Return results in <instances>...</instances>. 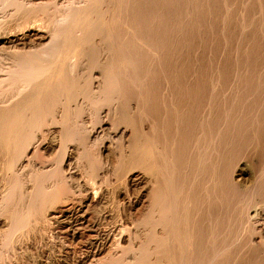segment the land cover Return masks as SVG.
Masks as SVG:
<instances>
[{
    "label": "bare ground",
    "instance_id": "obj_1",
    "mask_svg": "<svg viewBox=\"0 0 264 264\" xmlns=\"http://www.w3.org/2000/svg\"><path fill=\"white\" fill-rule=\"evenodd\" d=\"M117 1L0 0V253L12 242L23 243L29 240H38L40 244L48 246L47 241L51 239H48L47 233L52 235L51 233L55 232L64 235L68 243V251H63V245L62 249L56 248L61 254L49 256L52 257V264H67L69 254H73L71 252L75 249L79 250V255L74 262L72 261V264H91L104 257L112 261L121 256L124 257L123 264H135L141 259H151L152 262L149 264H245L246 260L244 262L243 257L241 258L243 261L235 259L237 253H242V248L239 247L244 240L241 239V244L238 241L240 244H237L238 250L237 246L233 249L234 252L235 250L238 252L233 253L234 259L233 256L231 257L233 254L230 250L234 247V239L244 238V231L240 229L242 233L237 234L236 232L238 236L234 238L233 227L236 222H233L235 210L232 208V203L236 198L232 201L231 194L233 193H230V190L234 186L241 189L246 182L250 181L246 180L247 168L250 170V164L240 165L243 161L238 162L242 158L239 156V159L236 158L239 165H235V168L232 166L234 169L231 171L226 167L225 169L229 172L225 174L223 172V176H220L222 172L221 174L218 172L220 176L218 179L214 161L217 162L220 157L218 156L214 160L213 151L216 140L219 142L216 136L220 132L216 133L219 127L215 132L212 118L209 119L212 115L209 117L206 115L213 111H210L211 108L205 114V118L207 116L211 121L207 122L210 123L209 127L203 125L208 128L207 130L195 129L185 139H181L183 140V142L180 141L182 144L172 145L174 147L181 146L180 151H176L178 149L175 147L177 152L175 158L179 163H177L179 170L177 167L173 168L179 171L178 182L175 180L177 179L176 175L174 177V174L170 175V172L174 173L170 167L174 159L172 160L165 153L171 152L173 147H170L172 148L170 151H168L169 147H167L168 150L164 147L161 148L160 157L158 156V159L154 157V152L161 147L154 143V138H157L156 134L160 133L159 130L161 131L162 126L156 124L155 131L157 130L158 133L156 132L155 136L153 134V140L152 132L148 130L152 128L154 131L155 121L149 123L146 122L147 120L143 121L144 118L142 121L138 119L143 115L142 111L145 113L146 110L145 106H141L147 97H145L144 91L146 94H151L152 90H157L156 93H160L161 85L158 86L160 82L154 83L157 85H151L147 81L142 83V80L139 82L136 78L131 82L135 76L134 71L131 77L127 76V81H131L123 83L124 80L120 77L122 66L128 65L130 68L132 67L130 65H133L135 67L134 64L137 66L139 60L135 57L136 51L133 52L137 37L130 36V40L128 37L125 40L124 35L120 34L121 26L117 29V25H121V23L117 24V18L120 15L118 13L120 4ZM139 5L141 6V4ZM134 8L133 10H135ZM144 10H147V6L142 10L143 13ZM138 12L139 10L136 13ZM147 15L148 13L145 16ZM149 18L151 19V17ZM130 22L133 23V21ZM142 22L140 23L142 27L139 26V28L143 31L145 28L142 29L144 27ZM146 22L150 23V20ZM145 31L147 32L146 29ZM141 37L139 39L143 38ZM148 37L149 35L144 39L148 41ZM139 39H137L138 42L141 41ZM144 39L143 43L145 44ZM150 42L152 41L150 40ZM148 43L146 45L150 46L151 44L148 45ZM134 47L136 50V46ZM129 52L131 56L132 52L134 53L136 61L133 57L134 60H131ZM132 61L138 62L133 63ZM203 83L202 85L197 84L203 86ZM169 84H167L168 87ZM176 84L178 85V83ZM186 84L180 85H183L186 91L190 88L189 90L193 92L194 96L197 94L196 89L201 87H198L197 84V86L195 84L192 86L191 83H189L191 86H185ZM210 86L209 88H212L214 84L210 83ZM178 87L179 85L174 90L173 86L174 91L170 88L167 92L163 91L166 93L170 91L168 93L170 94L171 91H179ZM205 87L208 88V86ZM181 88L179 87V89ZM207 88L204 91L209 95L204 96L205 99L211 94L206 92ZM208 91L213 90L209 89ZM192 92L191 94L190 92L185 93V96L190 94L192 97ZM180 93L176 95L173 93L174 97L181 95L184 98L182 91ZM216 93L219 94L217 98L222 95L220 94L222 91ZM156 95L155 98H152L153 94L150 96L152 101L156 100ZM199 97L201 99V96ZM204 97L202 96L203 99ZM222 97L224 96L222 95ZM190 98L185 101L189 100L192 105L188 104L187 106H195L193 105L195 100L197 103L199 102L198 105L202 106L200 101L203 99L197 100L198 98L192 97L193 101ZM210 98L212 97L210 96L208 99L211 100ZM168 99L172 101L171 97ZM168 99H166L167 101L160 99L159 101L163 100L164 102L163 104L160 102L162 105L156 104L160 105V108L161 106L165 107L169 103ZM147 100L149 99L147 98ZM177 100L176 103L173 102L179 103L177 109L186 105L183 103L181 104L183 106H180L181 102ZM214 100L213 102L211 100L212 104L216 102V99ZM153 102L155 104V101ZM208 102L211 104L210 101ZM208 102L206 108L209 105ZM173 103L169 104V108ZM197 103L193 114L196 112ZM154 104L151 107H154ZM142 105H147V103ZM149 106L147 107L148 111L146 110L148 115L149 110L152 109ZM215 106L214 103L213 107L215 108ZM174 107L172 109H175ZM189 107L187 108L189 109ZM160 108L152 110L157 111L158 115L150 114V116H155L156 122H159L158 116H161V113H158V110L161 111ZM190 108L192 109V107ZM203 109L205 107L201 109L205 113L206 110L203 111ZM182 110L180 113L184 112ZM168 111L165 110L162 115L164 116ZM190 111L189 113L192 114V110ZM213 112H217V110ZM176 113L175 115H177ZM180 113L178 114L181 115ZM198 113L200 115L201 112ZM198 113L197 116H199ZM193 114L184 115L185 117L189 115L192 118ZM148 115H144L145 119L148 118ZM168 115V117H175L169 113ZM182 115L181 120L184 117ZM197 116H193L195 117L193 119L205 120L202 118L204 116L202 113L200 115L202 117L198 118ZM213 116L214 119L216 114ZM150 118L148 121L151 120ZM178 118L177 115L176 120ZM216 118L218 119V116ZM216 118L215 123L220 122ZM164 119H166L165 116ZM208 119L206 118V120ZM189 120L190 123L192 119ZM196 121L194 122L196 123ZM223 121L224 123L221 120L222 123L218 124L221 126L226 124L225 120ZM172 122L166 124L172 125ZM183 122L179 124V119L175 123L179 127L184 126L186 132L187 118H183ZM152 123L153 127H151ZM195 123L192 125L191 122L192 127H195L197 124ZM166 124L163 122V126L169 128ZM147 126L151 128L147 129ZM170 127L178 129L175 125ZM167 128L162 129L166 130ZM171 128L168 131L171 132L172 137L174 132L171 131ZM180 128L182 131L183 128ZM192 129L190 128L191 131ZM225 129L227 130V128ZM149 132H151V136ZM170 132L169 134L166 132V139L170 136ZM228 132L231 133V130ZM162 133L159 136H162ZM163 134L165 138V131ZM263 134H261L262 137H264ZM175 136L177 137V133ZM175 136L174 139H176ZM230 136L233 138L232 134H229L228 138ZM234 136L236 138L238 134H234ZM257 136L259 137V133ZM220 137L221 134H219ZM159 138L162 139V137ZM178 138L175 144H178ZM222 141L224 142V140ZM169 144L171 146L172 143ZM227 146L224 147L227 148ZM226 150L225 152L228 151ZM219 152L217 151V155ZM258 154L253 156L258 158ZM260 154L264 156L263 153ZM157 155L155 153V156ZM253 156L251 158H254ZM261 156L258 160L260 158L264 160V157L262 159ZM38 157L42 160L39 163L36 162ZM226 157L229 160L230 157ZM223 161L224 167L226 161L224 159ZM231 162L232 160L229 161V163ZM256 162L260 163V160ZM256 162L254 161V165L252 164L251 167L256 166ZM261 164H258L259 167L256 166L257 171L256 168L253 171L259 173L258 178H262L261 175L264 176V164ZM247 165L249 167H246ZM225 169L221 171H225ZM110 174L114 175L116 179L121 178L118 188H114L116 191L110 192L108 188H103L105 177ZM227 174L229 177H226ZM251 175L254 174L251 173ZM175 181L178 185L175 184ZM217 183L220 184L216 186ZM220 185L221 188L218 187ZM215 187L220 188V193L216 192L217 189L215 191ZM241 197L237 198L238 201ZM251 202L247 203L245 208H243L245 205L242 207V211H244L242 213L245 214L246 220L244 217L242 218L246 224L243 223L244 226L240 227L238 225L241 222L236 227L244 230L245 225H248L247 228L251 226L252 235L251 237L247 235L246 239L256 242L254 245L258 241L259 245H264V227H262L264 224L260 226L259 210H257L260 201L253 200ZM235 203L239 204V202ZM239 205L236 206L239 207ZM238 212L241 213V211ZM237 218L238 215L235 220ZM251 242H247L249 246ZM243 249L245 250V248ZM44 254L42 252L41 255ZM223 255L224 260L221 262L222 260L219 258ZM43 258L45 259L44 256ZM248 261L249 259H247ZM0 264L5 263L1 261ZM246 264H251V262Z\"/></svg>",
    "mask_w": 264,
    "mask_h": 264
},
{
    "label": "rangeland",
    "instance_id": "obj_2",
    "mask_svg": "<svg viewBox=\"0 0 264 264\" xmlns=\"http://www.w3.org/2000/svg\"><path fill=\"white\" fill-rule=\"evenodd\" d=\"M118 1L120 4V5L117 4L119 6L118 10L120 11V12L118 11V13L120 15H118V14L117 15L120 18L117 16L118 17L117 18L118 19L117 24L121 23V25L120 24L117 25V29L119 28V26H121L120 34L124 35L125 40L128 38L130 40V36L137 37V39H139L141 36L143 37V38L141 37L142 39H139L142 41V43H141V41L138 42V40L135 38V40H136L135 42H137V43H134V46H136V50H135V47L133 46V50H134L133 52L135 53V51H136L135 57H137V59L139 60V64L137 66H136V64H134L135 67H133V65H130L133 68L132 67L129 68L128 65H127L128 67L125 65L122 66V68L120 70V72H121L120 77H121V79L124 80V82H123V80H122V82L123 83L130 82L131 80L127 81L128 77H131V74L134 71L135 76L133 77L134 74L132 75L133 80L131 82L135 81L134 78H136L139 80V82H141L140 80H142V83L144 81H147L151 85H157L154 83L160 82V83H158V86H160V85L162 86V87L161 86L159 87L160 93H156L157 90L156 91L152 90V93L151 94L147 93V94H150V95H147L146 92L144 91L145 97L146 96L147 97H146V101H143L141 103V106L142 107L145 106V108L147 110V109H149L147 107L153 101H155V104L153 102V104L155 106L151 107V105H153V104H151L149 106L150 108H152L149 110V115H148V112L146 113L145 108H142L143 110H145V113H143V111H142L143 115L140 116L141 118L139 117L140 119H138V120L142 121L144 118L143 121L147 120L146 122H149V123L155 121L154 122L155 126L153 123L151 124V127L154 126V128H153L154 131H152L151 127L147 126V129L151 128L148 131L152 132V136L150 134L151 132H149L152 139L155 136L156 132L158 133L157 130L155 131V128L157 127V125L160 124L159 126H162V128L165 129V128H167V126H163V122H164V124H166V123L170 124V122H172V120H173V122L171 124L173 126L175 125V127L178 129L175 130L174 127H172V128L170 127L172 125H168V124H166V125H168L169 128L172 129L171 131L174 132V136H175V133H177V137L175 136L176 139L180 136V138H178V141H179L178 144L177 143L175 144V141H177V140L174 139L173 133H172V137H171V132L168 131L169 128L166 129L167 131L163 130L161 128V131H160L159 130L160 127L158 126L157 129L160 132L159 134H161L162 132L164 133V131H165V138H164L163 133H162V136H159V134H156L157 138L162 137V139L159 138V139H161V140H159L157 138H154L155 139L154 143L158 144L159 147L161 145V147L158 148L159 150L154 152V157H157V159H158V156L160 157V153H161L160 149L161 148L163 149V147H164L165 149L168 150L167 147H169L168 151H170V149L172 150V148H170V147H173L174 151L173 150L171 151L173 155L171 154V152H165V153L167 156H169V158L171 157L172 160L174 159L172 161V163H173L172 165L173 166L175 165V166L173 167L171 165L170 167L172 169L177 167V169H178L179 166H177L178 162H177V159L175 158V155H177L176 151H180L179 148L181 146L180 147H176V146H178L179 143L183 142V140H181L182 138L185 139L195 129H199V128L201 129L202 128L203 131L207 130L208 129L207 127H209L208 125H210V123H207V122H211L210 118H212L214 128H215V132L219 127V129L217 130L216 133L220 132L219 134H221V137L227 136V137H224L223 139L221 137L219 138V134H217V136H216V138L219 139V142H217V140L215 142L214 151L216 153L213 151V153L215 154V155L213 154L214 155L213 157H214V160H216L215 158H217L218 156L220 157L217 159V162L214 161L215 165L217 166V167L215 166V170H216V175H218L217 176L218 179L220 176H223L226 172L228 173L229 171L233 170L235 168V165H239L238 162L240 163V161H243L240 163V165L241 164L242 165L243 164H250L249 165L250 170H251V168H253L251 171L249 170V168H247L248 172L246 175V180L247 181L250 180V181H248L249 183L246 182V184H248V185L244 184V186L241 187V189H239L240 187L234 186L233 189L230 190V193L231 192L233 193V194H231L232 195L231 196L232 201H234L236 198V200L233 202L234 206L232 203V208H234L233 210H235L233 212L234 213L233 217L236 218L238 215L237 220H235V218H233V220H234L233 222H236L235 227H233V231H235V233L233 232L234 238H236L238 236L237 234L242 233V231H244V234H243L244 238L238 237L240 240L234 239L237 242L234 241V247H232V249H231L233 252L231 250H230V252L232 254L237 253L238 251L236 252V250H235V252H234L233 249H235V246H237V250H238L239 246L237 244H239V242L241 244L242 240H244L242 245L239 244L240 245L239 248H242V250L241 249H239V250H241L242 253L239 252L240 255L237 253L236 254L237 256L235 255V259L236 260L238 259L237 261H239V260L243 261V260H241V258L243 257L242 259H244V262L246 260L245 264L248 262L249 263L251 262V264H263L264 263V245H262V244L259 245V243H260L259 241L257 242L256 245H254L256 242L254 243V242L248 241V239H246L247 235L248 236L250 235V237L252 235L251 226H249V228H247L248 225H245L246 227L244 228V230L240 227L244 226L243 223L246 224V222L244 221V220H246V218H245V214L243 215L244 211H242V207L245 205L243 207V208H245L247 206V203L249 202V200H250V202L253 200L257 201V202L260 201L259 205L257 207L258 208L257 210H259L258 211V213H259L258 219L260 220L259 221L260 226H262L264 224V176L261 175L262 178L261 177L258 178L259 173L253 172L254 168H256V166L259 167V165L261 164V161H262V164H264V160H261V158L259 159L260 163L256 162V161L259 162L258 158H259V156H261L260 153L264 154V137L261 136V134L264 133V0H118ZM118 1H117V3H118ZM138 3L141 4V6ZM144 5H145V7L147 6V10H144V13H145V15H146V13H148V15L150 14L149 16L143 15L144 13L142 10L145 9ZM139 6L142 8L140 9ZM132 7L133 8L135 7L134 9L136 11L133 10ZM136 7L139 10V12L141 13V15L139 12L136 13L138 11L136 9ZM133 12L135 13V15L133 14ZM136 15L138 16V18ZM141 17H143V18H141ZM149 17H151V19ZM139 18L141 19V21ZM147 18H149V19H147ZM144 20H146V21L150 20V23L146 22ZM130 21H133V23L131 24ZM142 21H144V22H142ZM141 22H142V24H144L143 25L144 27L142 29L145 28L147 30V32L145 31V29L143 31L140 30L139 26L142 27L140 24ZM133 24L138 25V26L137 27L135 25L133 26ZM146 26H147V28L149 27V29H147ZM142 32L145 33V34H143L144 36L146 35L145 37L140 34ZM146 33L150 37V38L148 37V39H147L148 41L145 40L148 36ZM137 35L138 36L141 35V36L138 38ZM133 37H132V39H133ZM143 39L146 41V43L149 42L151 45L149 43H148V45H150V46H147L146 43L144 44ZM150 40L152 42H150ZM133 41H134V39H133ZM142 44H144V45H142ZM133 52H132V56H131V53L129 52V56H130L131 60L135 59V61H136V58L133 56V54H134ZM127 55H128V52H127ZM135 61L134 62L132 61V62L133 63L138 62V61L137 62H135ZM129 79H132V78H129ZM150 81L151 82L154 81V82L151 83ZM173 82L178 83L179 87L180 88L182 87L181 88L182 90L179 89V87H178L179 91L172 92V91L176 90L177 86H178L176 83L174 84ZM179 82H181L180 84H183V85L187 83L185 86H191V85L194 86L193 84H195V82H197L198 84L200 83L202 85V82H204L203 86L204 87L208 86V88L207 87L204 88L203 86L198 85L196 83L198 85V87L201 86L202 89H201V87L196 89L197 94H196V91H194V94H196L195 95L196 97H195L193 95V92L189 90L190 88L187 89L188 91H186V88H184L183 85H180ZM192 82H194V83L192 84ZM164 83H167V84L173 83V84L172 85L169 84V87H168V85L167 84L165 85ZM189 83H191V85ZM205 83H207V84L205 85ZM210 83L214 84V86H212V88L214 87L213 89L209 88ZM144 84H146V83H144ZM163 85L166 86V87L164 86L166 89L163 87ZM173 86L175 87V89L173 88ZM169 88L172 90L170 94H168L170 91L168 93H166L168 90H170ZM206 88H207L206 92L211 93L213 96H215L217 94L216 92L219 93L222 91V93H220V94H222L224 97H222V95H220L217 98V96L219 94H217L215 97H213L210 94V96L212 98L216 99L217 103L214 102L216 104V106H215L216 109L213 107L214 103L213 104L211 103V100H212V102L215 100L212 98H210L211 100H209L208 98L210 96L208 98L206 97V99L208 101H210V103H211V104H209V102L204 97V96L209 95L208 93H205V91H204ZM209 89H211L213 91L216 90V91L210 92V91H208ZM163 90H165L166 92ZM180 90L182 91V95H184V96H185V93L190 92V94H191V92H192V97L194 99L198 98L197 100L203 99L202 98V96H203L205 100L203 99L202 100L203 102L200 101V103H202V106L200 104L198 105L199 102L197 103L196 100L194 101L190 94H189V96L187 94L186 95L187 98H185L186 96L184 97L185 99L183 98V96L180 95L181 98H183V100L179 101L181 98L177 100V98H179L180 96L177 97L178 96L177 95L174 97V94L175 95L181 94ZM153 91H155V92L153 93ZM200 91H202V92H200ZM163 92L166 93V97H168V98L171 97L172 101H170L171 99L169 100L168 98L165 97L166 99H168L169 103L165 102V103H168V105L164 104L167 106H165V107L161 106V108H160L159 106L164 103L163 100L167 101L164 98L165 93H163ZM198 92H199V96H201V99H199L200 97L198 96ZM200 93H203L204 95L203 94L200 95ZM152 94H153V96H152ZM154 94L155 95L158 94V95H156V100L158 99L157 98L158 96L159 97L161 96L162 98L160 97L158 99V102L155 99H153V101H152V98H155ZM225 94H226V96H225ZM148 96L149 97L152 96V98L150 97L151 98L150 99ZM188 97L189 98L191 97L192 100L194 101L193 105L196 106V103H197V107L200 106L201 109L205 107V109H203V111L206 110L205 113H203L202 110L199 109L200 107L198 108L199 111L196 107V112L197 113L201 112L202 116L204 115L202 117V116H200L201 113H200V115L198 113V115L200 117L205 118V114L209 111L208 109H210V108H211L210 111L211 110H213V111L217 110V112L211 111L210 112L211 114L207 113L206 115L208 117L212 115L211 117H209L210 120L208 119L207 116H206V118L208 120H206V118H205V120L204 119L202 120L201 118H199V116L196 115L197 114L196 112H195L196 114L195 113L193 114V111H194L193 109L195 108V106H191L192 103H190L189 100L185 101V100L189 99ZM147 98L149 100H147ZM160 99H163V100L159 101ZM176 100L181 102L180 106H183V105H181L183 103H184V105L185 104L186 105L183 107H179L180 109H177V106H179V103L177 102V104H175ZM149 101H150V103H149ZM145 102L147 103V105L149 103V105L148 106L142 105L143 103L145 104ZM160 102H162V104ZM173 102H175V103H173ZM207 102L209 104L208 105L209 108L208 107L206 108ZM156 103L160 104V105L158 106ZM170 103H173V104L171 105L172 107L170 106V108H169ZM188 104H191L190 107H192V109L189 106H187ZM203 104H204V106H203ZM156 107L160 108L161 111H162V108L164 107L162 112L160 110H158V113L159 114L161 113V116L163 117L162 118L160 115L158 116L159 122H156L157 120H156L155 116H150V114L153 115L157 112V111L156 112L152 111L154 109L157 110ZM167 107H168V109H167ZM173 107L175 109H172ZM187 107H189V109L192 110L193 116H195V117L197 116L200 120L199 119L197 120V118L194 120L193 118H195V117H193V116H191L192 118H190L189 115H192V114L189 113L191 111ZM181 109H183L182 111H184V112L180 113ZM165 110H167V111L168 110L169 111L174 110L171 113L168 111V113L170 115H175V113L177 111L181 115L183 113L184 114L188 113L189 115H187L185 117V115L183 114L184 117H182V120H181V115L176 113L179 116L178 120H176L177 115H175L176 118L175 117L173 118V116H171L172 117L171 118V117H168L169 115L166 112L167 115L165 114L164 116L167 120H169V121L171 120L169 122L166 119H164V116L162 115V113L164 114ZM188 110H189V112H188ZM150 111L154 112V113H151ZM185 111H187V112L185 113ZM173 112H174V114H173ZM145 114L148 115V118H146V119L144 116ZM213 114L214 115L216 114V116H218V119L216 118V116H215V118L220 122L215 123L216 120H215V118L213 119V117H214ZM188 116H189V118H188ZM149 118L151 120L155 118V120H152V121L149 120L148 121ZM161 118L163 119V121ZM183 118H187L186 132L184 131V128H185L184 126H182V125L180 126L182 128L184 127L181 131V128L179 127V125L176 124L179 121V119H180L179 124H181V122H183ZM174 119H175V121H174ZM189 119L193 120V121L191 120V122L193 123L192 125H194V123H195L194 121H196V120H197L196 123L198 121L200 122L201 120H202V122H200L199 124L195 123L196 125H195V127L193 126L194 127L193 128L191 125V122L190 123L188 122ZM160 120H161V122H160ZM221 120L223 123H224L223 120H225L226 124H222V126H221V124H218V123H222ZM185 121L183 122L184 125H185ZM203 122H206V123H203ZM187 123H188V125H187ZM200 124H201V127H199ZM203 125H207V127L206 126L203 127ZM220 126H221V128H220ZM196 127H198V128H196ZM205 127H206V129H205ZM173 128H174V131H173ZM190 128L191 129L193 128L192 131L190 130ZM222 128H224V129L227 128L228 131L231 130V133L228 132L226 129H225L226 130V132H225V130ZM220 129H222V130L219 131ZM166 132H168L167 134H169V132H170V136H168L167 139H166V136H167ZM178 133H180V134H178ZM239 133H241V136H244V137L239 136ZM258 133H259V137L257 136ZM153 134H154V136H153ZM222 134H223V136H222ZM229 134H232L233 138H231V136H230L231 139L228 138ZM234 134H238L239 137L237 136L236 138H234L235 137ZM254 134H255V136H254ZM253 136H254V138H253ZM263 136H264V134H263ZM225 138H226L227 142L225 141ZM258 138H260V139H258ZM166 140H167V142H166ZM222 140H224V142ZM220 142H223V143L221 144ZM169 143H172L171 146H169L170 145ZM217 143H219L220 145ZM163 144L164 145L166 144L167 146L166 145L164 146ZM173 144L176 145L175 147L178 150H176V148L174 146H172ZM223 144H225V145H223ZM224 146H227V148L228 147L229 148L227 149ZM220 148H221V150H220ZM223 148H225V149H223ZM216 149H217V151H220L218 153L219 155H217ZM225 150L227 152H225ZM223 151H224L225 156L223 154ZM174 152H176V153H174ZM221 152H222V154H220ZM155 153H156V155L157 154L158 155L155 156ZM227 154H229V155H227ZM257 154H258V158L255 157ZM251 155L252 156L255 155V156H253L254 158H251L252 157ZM226 156L230 157L229 160ZM239 156L240 157L242 156L243 159L240 158ZM244 156H246L247 158L253 159L257 163L256 166L251 167L252 164L254 165V161L247 159ZM225 157L227 160L225 159ZM237 157H238V159L240 158L242 160L239 159V161H238L236 159ZM261 157L263 159L264 156L262 155ZM166 158H168V157H166ZM255 158H257V159H255ZM223 159L226 161V165L224 167H223V165L225 163H224ZM230 159L232 160L233 163L232 162L229 163V161H231ZM247 160H249V161H247ZM41 161L42 160L39 157L36 160L37 163H39ZM159 161H161V159H159ZM218 161H219V163H218ZM221 161L223 164L220 163ZM251 161H252V163H251ZM165 162L167 164V159ZM175 162H176V164H175ZM236 162H237V164H236ZM217 163L219 164V167H218ZM230 164H233V165H230ZM232 166H234V168ZM249 166L247 165L246 167H249ZM226 167H228L227 169H229V171H227L225 169ZM77 168H79V167L77 166ZM171 168H170V170H172ZM218 168L219 169L222 168L221 170L225 169V171H221ZM177 169L172 170L174 173H172L170 171L169 172L171 173L170 174L171 176H172V174H174L173 177L176 175L177 179H175V178L174 179L177 180V182H178V177H179V173H178L179 171L178 170L179 169L178 170ZM249 171H250V173H249ZM256 171H257V168H256ZM218 172H220V174L222 172V174L219 176ZM223 172H224V174H223ZM251 173H253L254 175H251ZM230 175H231V173L229 174V176ZM229 176L227 174L226 177H229ZM120 179L121 178L116 179V177L114 175H111V174L108 175L107 177H105V180H104L105 185L103 186V188L104 189L108 188L109 189L108 191H110V192L116 191L115 189L118 188L117 186H119L118 184L120 182ZM177 182L175 184L178 185ZM219 184L220 183H217L216 186ZM218 187L221 188V185ZM220 188L215 187V191L217 189L216 192L220 193V191H219ZM240 197H241L242 201H241V199H239V201H238L237 198H240ZM243 201H244V204H243ZM235 202H239V204H241V205L243 204V205L241 206ZM245 202H246V204H245ZM250 202L248 204H250ZM220 205L222 206V204H220ZM236 205H239L240 208ZM236 207H238V208H236ZM218 209H220V208H218ZM238 209H241V210H238ZM238 211H241V213L243 212L242 215ZM240 217L241 218L244 217V220H243V218L241 219ZM238 224H240V225H238ZM236 225H238L240 227H236ZM262 227H264V226H262ZM237 228H239V230H237ZM238 231H240V232H238ZM236 232H237V234H236ZM48 234H49V232L47 233L48 239H51V240L47 239L48 240L47 245L49 247L45 246L46 244L44 245L43 243H41V244H43V245H41L40 241H38V240H37L38 242L36 240H35L36 242L34 240H29V241L23 242V243L12 242L11 244H9L10 245L9 247H5L1 251L0 262L2 261V263H5V264H40L39 261L41 258V261H40L41 264H52L51 263L52 257L50 258L49 256L61 254V253H58L57 249H58V247L61 248L62 245L64 247L63 251L67 252L68 251V248H67L68 243L66 242L67 240H66V238H64V235H61V234L59 235V234H56L55 232H52L51 233L52 235H50V234L48 235ZM53 234H54V236H53ZM248 236H247V238H248ZM247 242H251V243H253V245H251V243H250V246H249V243H247ZM25 243H27V244H25ZM66 243H67V245H66ZM246 244H248V245H246ZM242 246H244V247H242ZM43 247L45 250H48V249L49 250L45 252ZM54 248H55V250H54ZM65 248H67V249H65ZM243 248H245V250ZM61 249H59V250H61ZM25 251H26V254H25ZM40 251H42L43 254L44 253L45 254L41 255L42 252H40ZM56 252H57V254H56ZM71 253H73V254H69V256H68L69 259L66 261L67 264L68 263L72 264V261L74 262L77 259L78 255H79V250L75 249ZM35 254H37V255H35ZM39 255H40V257H39ZM36 256L38 258H33ZM43 256L45 257V259L43 258ZM231 257L234 259V254L231 255ZM31 258L33 259V261H31L32 260ZM48 258H50V259L48 260ZM123 258L124 257L121 256L115 260L110 261L107 257H104V258L100 259L99 261L97 260V262H94L91 264H123L124 263ZM247 259H249L248 262H247ZM45 260L47 261V263ZM69 260H71V261H69ZM219 260H222L221 262H223L224 255L221 256L219 258ZM252 261H253V263H252ZM151 262H152L151 259H148V260L147 259H141V260L137 261L135 264H149ZM221 262L219 261V263H221Z\"/></svg>",
    "mask_w": 264,
    "mask_h": 264
}]
</instances>
